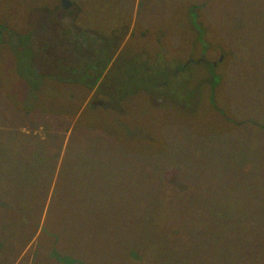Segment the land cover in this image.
Listing matches in <instances>:
<instances>
[{"label": "rangeland", "instance_id": "374dc122", "mask_svg": "<svg viewBox=\"0 0 264 264\" xmlns=\"http://www.w3.org/2000/svg\"><path fill=\"white\" fill-rule=\"evenodd\" d=\"M59 1L0 0V264H264V0Z\"/></svg>", "mask_w": 264, "mask_h": 264}, {"label": "flooded vegetation", "instance_id": "af4514ba", "mask_svg": "<svg viewBox=\"0 0 264 264\" xmlns=\"http://www.w3.org/2000/svg\"><path fill=\"white\" fill-rule=\"evenodd\" d=\"M72 4L67 1V3L65 5H62L61 2L59 1V6L57 7V9L55 10V12L52 14V16H44L42 15L41 18L42 20H52L54 19L56 23L59 24H66L68 20H70L67 15L72 14V9L73 6H71ZM71 16V15H70ZM54 17V18H53ZM72 20V18H71ZM36 71V70H35ZM97 102V105H102L104 104L103 102L99 101L98 99L95 100V103Z\"/></svg>", "mask_w": 264, "mask_h": 264}, {"label": "trees", "instance_id": "16d2710c", "mask_svg": "<svg viewBox=\"0 0 264 264\" xmlns=\"http://www.w3.org/2000/svg\"><path fill=\"white\" fill-rule=\"evenodd\" d=\"M203 3H201V5H200V8H199V15H198V17H200V13H201V9H202V7H203ZM197 11V10H196ZM197 17V18H198ZM13 88V87H12ZM39 126V124H36V126L35 127H32L33 129H37V127ZM47 132H49V131H47ZM45 160H46V156H45ZM169 175V168L167 169V170H163V175ZM216 210L218 209V206L216 205V208H215ZM227 215H228V213H226ZM210 225H211V227L209 228V230L208 231H206V233H208L209 235H213V236H217V235H221V234H226L225 233V230H224V227H223V221L220 219V216L218 215V216H216V217H214L212 220H211V222H210ZM220 237H216V239L218 240ZM132 257H135V254L133 253L132 255H131Z\"/></svg>", "mask_w": 264, "mask_h": 264}, {"label": "water", "instance_id": "95a60500", "mask_svg": "<svg viewBox=\"0 0 264 264\" xmlns=\"http://www.w3.org/2000/svg\"><path fill=\"white\" fill-rule=\"evenodd\" d=\"M68 0H60L62 5H65L67 3Z\"/></svg>", "mask_w": 264, "mask_h": 264}]
</instances>
